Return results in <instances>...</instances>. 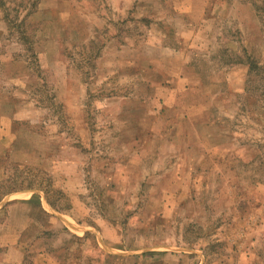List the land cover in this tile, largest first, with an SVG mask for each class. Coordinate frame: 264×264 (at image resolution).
I'll return each mask as SVG.
<instances>
[{
	"label": "rangeland",
	"instance_id": "374dc122",
	"mask_svg": "<svg viewBox=\"0 0 264 264\" xmlns=\"http://www.w3.org/2000/svg\"><path fill=\"white\" fill-rule=\"evenodd\" d=\"M28 193L22 264H264V0H0V204Z\"/></svg>",
	"mask_w": 264,
	"mask_h": 264
},
{
	"label": "crops",
	"instance_id": "0c3cea01",
	"mask_svg": "<svg viewBox=\"0 0 264 264\" xmlns=\"http://www.w3.org/2000/svg\"><path fill=\"white\" fill-rule=\"evenodd\" d=\"M22 194L23 193L18 194L17 196H20ZM28 194H29V197L21 198L22 200H11V201H9V203H12L9 206H7L8 203L5 204L6 202H4L3 204H0V214L3 212H5V213L7 212V214L9 215V219H8L9 222L7 224V230L9 232V234L11 235V239L14 237V235H16L18 233H24V234L30 233V234H33L34 237H37L38 233L40 235L43 232V230H45V231L48 230V232L51 231V229H49V228H53L51 225H54V223H55L51 219L52 221L49 222L48 228H44L42 226L41 222L39 221V218L41 217L42 211L44 210L43 206H42L41 196L38 195L37 193H28ZM4 197L5 196L0 197V203L3 201ZM17 199H19V198H17ZM7 200H10V198L9 199L7 198ZM19 204H21V206L17 207V205H19ZM6 210H8V211H6ZM45 227H47V226H45ZM76 231H78V230H76ZM67 233L69 234V236L75 237L72 233H69V232H67ZM31 237H32V235H31ZM36 240H38V239H36ZM10 242L11 241L9 240V241H7V243H9V244H4V245L1 244L0 247H3V254H2V257L0 256V260H1V258H3L4 260L7 259V261H5V262H7V264H22L24 262L23 254L26 253V251L30 245L22 244L24 242L21 240H20L21 244L19 246L17 243L18 241L17 242L13 241L15 243H13V242L10 243ZM16 255L19 256V259L13 260L11 257L16 256ZM45 257H46V254H42V256L39 255L36 259L37 264H56V262L52 261V260H49V262H48V260H45Z\"/></svg>",
	"mask_w": 264,
	"mask_h": 264
},
{
	"label": "bare ground",
	"instance_id": "6f19581e",
	"mask_svg": "<svg viewBox=\"0 0 264 264\" xmlns=\"http://www.w3.org/2000/svg\"><path fill=\"white\" fill-rule=\"evenodd\" d=\"M68 220L72 223V221L70 219H68Z\"/></svg>",
	"mask_w": 264,
	"mask_h": 264
}]
</instances>
